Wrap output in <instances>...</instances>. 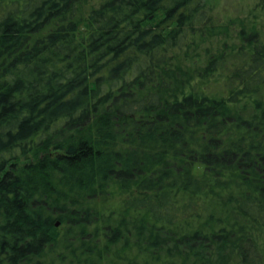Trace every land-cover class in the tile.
Here are the masks:
<instances>
[{"label":"trees","instance_id":"trees-1","mask_svg":"<svg viewBox=\"0 0 264 264\" xmlns=\"http://www.w3.org/2000/svg\"><path fill=\"white\" fill-rule=\"evenodd\" d=\"M89 1L0 0V264H264V0Z\"/></svg>","mask_w":264,"mask_h":264},{"label":"rangeland","instance_id":"rangeland-1","mask_svg":"<svg viewBox=\"0 0 264 264\" xmlns=\"http://www.w3.org/2000/svg\"><path fill=\"white\" fill-rule=\"evenodd\" d=\"M104 0H90L87 3L88 7H97ZM209 3L214 4L216 10L220 17L241 15L244 16L247 14L248 9L251 7V4L255 0H208ZM264 235V234H263Z\"/></svg>","mask_w":264,"mask_h":264},{"label":"water","instance_id":"water-1","mask_svg":"<svg viewBox=\"0 0 264 264\" xmlns=\"http://www.w3.org/2000/svg\"><path fill=\"white\" fill-rule=\"evenodd\" d=\"M57 226L59 225V222H57V224H56Z\"/></svg>","mask_w":264,"mask_h":264}]
</instances>
